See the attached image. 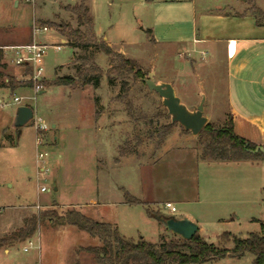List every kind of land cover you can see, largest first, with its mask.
<instances>
[{
	"label": "rangeland",
	"instance_id": "rangeland-1",
	"mask_svg": "<svg viewBox=\"0 0 264 264\" xmlns=\"http://www.w3.org/2000/svg\"><path fill=\"white\" fill-rule=\"evenodd\" d=\"M84 1L97 39L134 60L144 79L153 72L156 82L171 84L189 110L204 96L203 115L208 123L220 127L228 120L224 55L217 52L213 60L211 43L193 42L192 10L197 15L217 7L226 13L244 9L253 13L255 8L264 13V0ZM79 4L80 0H34L32 4L0 0V236L17 229L24 218L46 210L59 215L74 210L112 225L133 242L143 238L159 244L162 239L178 238L148 218L146 209L164 217L198 219V234L208 244L218 245L217 237L225 232L242 239L260 233L261 225L264 228V159L252 166L220 162L196 166L191 153L195 150L200 156L202 147L197 137L178 125L160 144V128L170 124V118L161 99L142 80L108 78L109 57L94 47L74 51L61 42L59 31L40 29L41 22H53L83 30L78 18L66 10ZM32 43L47 46L35 63L43 69L40 85L55 77L76 76L79 60L85 57L103 73L98 87L46 88L42 84L36 92L32 73L15 66L11 51ZM57 45L60 50L54 48ZM123 81L126 92L121 89ZM21 106L33 111V119L18 131L13 123ZM37 120L45 124V131H36ZM37 132L40 146L36 145ZM175 133L190 140L184 163H166L150 175L147 165L160 160L162 147ZM126 143L135 153L128 161L119 155ZM40 153L47 156L38 160ZM148 174L154 187L168 186L160 190L161 200L170 201L176 213L169 214L163 202L156 206L124 203L123 189L139 195ZM41 187L45 193H40ZM179 187L186 188L188 197L200 200L173 202L172 193ZM217 218L226 221L220 223ZM100 246L99 239L75 227L45 220L37 224L29 240L0 249V264H95L94 255L81 249ZM252 260V255L245 254L205 264H251Z\"/></svg>",
	"mask_w": 264,
	"mask_h": 264
},
{
	"label": "trees",
	"instance_id": "trees-1",
	"mask_svg": "<svg viewBox=\"0 0 264 264\" xmlns=\"http://www.w3.org/2000/svg\"><path fill=\"white\" fill-rule=\"evenodd\" d=\"M66 10L78 18L83 30L79 28L72 29L69 25L53 22H41L40 29L49 28L59 31V34L65 40V44L74 51H87L89 48L94 47L97 51L109 57L111 66L105 73L108 78L117 75L123 78L144 79L142 70L134 60L114 52L104 41L97 39L93 30V22L87 17L88 10L84 0H80L78 6L66 7ZM253 16L256 24L261 25L260 19L264 20V13L255 8ZM147 33L150 34V31H147ZM74 54L72 62L75 61ZM79 62L76 76L55 77L51 82H43V86L46 88L52 86L69 88L98 87L103 75L101 70L92 64L89 58H81ZM24 68L26 73H32L30 67L24 66ZM126 83V81H123L121 84L123 92L127 91ZM175 126V124L161 126L158 136L160 144L164 142ZM196 137L202 147V154L199 156L202 160L237 162L264 159V155L261 153L251 154L248 152L254 150L256 145L241 139L235 134L230 117L220 127L207 123ZM126 145L128 144L126 143L124 147L120 148L119 155L121 158L135 154L130 146ZM123 197L124 203L127 205H144L140 200L125 191H123ZM145 214L148 218L156 220L160 216L157 212L148 209L145 210ZM45 220L53 224H65L75 227L90 237L99 239L101 241L100 247L81 249L83 252L94 255L95 264H205L213 259L221 260L227 256L239 258L245 254L253 256L251 264H264V228L262 225L260 233L249 234L245 239L225 232L217 237L218 245L206 243L198 232L190 240L174 238L165 241L162 239L159 244H153L146 242L143 238H139L136 242L126 240L120 236L118 230L112 225L96 222L74 210L66 211L61 215L54 210L39 211L37 214L24 218L20 228L7 235L0 236V249H6L14 244L29 240L33 236L37 224ZM228 244H231V248L226 247Z\"/></svg>",
	"mask_w": 264,
	"mask_h": 264
},
{
	"label": "crops",
	"instance_id": "crops-1",
	"mask_svg": "<svg viewBox=\"0 0 264 264\" xmlns=\"http://www.w3.org/2000/svg\"><path fill=\"white\" fill-rule=\"evenodd\" d=\"M244 11L245 9L226 13L218 7L212 10L205 8L197 15L192 10L190 23L191 30L195 35L193 42L196 44L211 43L213 60L217 52H222L224 55L227 115L232 120L235 134L241 139L260 146L264 145V20L261 25H257L253 13ZM61 42L65 43V40L61 38ZM100 122L99 118L97 123ZM52 128L55 127L52 126ZM167 142L168 144L162 147L160 160L152 165H147L150 175L152 172L155 174L158 166L163 167L166 163L171 165L174 162L177 165H182L185 157L188 156V147L185 145L189 144L190 140L187 136H179L175 133L170 136ZM191 157L196 166L202 163L211 167L219 162L225 166L246 165L245 163L252 166L260 163L256 160L237 162L202 160L195 150H192ZM129 159V156L122 158L126 161ZM171 169L174 170L172 167ZM162 172L164 173V170ZM150 175L148 174V182H145L146 184L141 187L139 195H135L131 193V190L125 188L123 191L141 202L151 204V206H156L159 202L171 203L161 200L160 195V190L164 192L168 186L163 184L154 187L151 184ZM186 191V188L179 187L176 193L173 192V202L200 200L199 196L188 197ZM186 216L197 224L199 233L201 222L190 215ZM216 221L223 223L226 220L217 218ZM200 237L203 239V236Z\"/></svg>",
	"mask_w": 264,
	"mask_h": 264
},
{
	"label": "water",
	"instance_id": "water-1",
	"mask_svg": "<svg viewBox=\"0 0 264 264\" xmlns=\"http://www.w3.org/2000/svg\"><path fill=\"white\" fill-rule=\"evenodd\" d=\"M149 92L155 93L161 99V105L170 118V125H178L185 132L196 137L208 123L204 113V96L194 110H189L176 96L173 86L169 83L156 82L154 73L150 72L146 79H142ZM33 119V111L26 106L18 107L14 116V127L18 131ZM19 133V132H18ZM251 154L261 153L264 155V147L256 146ZM157 221L169 233L183 240H190L197 232L198 226L190 219L183 217L176 219L172 216H159Z\"/></svg>",
	"mask_w": 264,
	"mask_h": 264
},
{
	"label": "built area",
	"instance_id": "built-area-1",
	"mask_svg": "<svg viewBox=\"0 0 264 264\" xmlns=\"http://www.w3.org/2000/svg\"><path fill=\"white\" fill-rule=\"evenodd\" d=\"M29 3H34V0H26ZM35 31V30H34ZM38 32V31H35ZM47 48L45 45H39L36 43H32L29 45H24V46H17L11 48V51H13V62L15 66L24 68V66L30 67L32 71V75L30 78V81L33 84L34 90L36 92L42 90V85H40V82L42 80V73L43 69L42 67H38L35 65L36 61L40 58H42L44 54V50ZM56 50H60V46L57 45L54 47ZM15 102H18L19 100L17 98L14 99ZM34 127L36 128V131H45L47 127L45 124L41 123L40 120L35 121ZM36 145L40 146L41 145V138L38 136L37 132V138H36ZM47 156L46 153L44 154H38L37 159L38 160H43ZM40 193H45L46 189L44 187L40 188ZM164 208L168 210L169 214H174L176 213V208L171 204V203H165ZM38 209V207H37ZM29 246H31V242L28 243ZM24 252H27V249H23Z\"/></svg>",
	"mask_w": 264,
	"mask_h": 264
}]
</instances>
